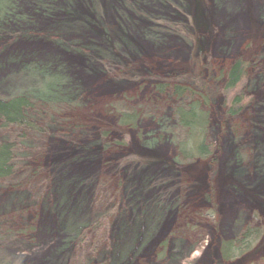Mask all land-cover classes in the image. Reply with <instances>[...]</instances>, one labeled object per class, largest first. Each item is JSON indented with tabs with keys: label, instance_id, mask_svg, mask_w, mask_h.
Listing matches in <instances>:
<instances>
[{
	"label": "rangeland",
	"instance_id": "obj_1",
	"mask_svg": "<svg viewBox=\"0 0 264 264\" xmlns=\"http://www.w3.org/2000/svg\"><path fill=\"white\" fill-rule=\"evenodd\" d=\"M196 7L0 0V98L30 97L46 129H0L17 164L0 180V264H264V0H203L201 36ZM243 52L244 76L210 105L214 162L178 169L174 107L187 96L159 95L154 78L197 71L214 88ZM235 95L241 111L227 114ZM65 96L72 108L56 104ZM131 111L136 124L118 126ZM103 129L123 145L104 148ZM245 226L263 244L223 260L220 241Z\"/></svg>",
	"mask_w": 264,
	"mask_h": 264
},
{
	"label": "trees",
	"instance_id": "obj_2",
	"mask_svg": "<svg viewBox=\"0 0 264 264\" xmlns=\"http://www.w3.org/2000/svg\"><path fill=\"white\" fill-rule=\"evenodd\" d=\"M202 1L197 0L196 16L193 21L197 33L201 32L200 30L203 28L200 15ZM197 35L201 36L202 33ZM112 48L115 49L114 47ZM250 62L251 60L244 55V52L241 53L233 60L227 70L214 76L213 82L215 81L216 83L214 88H210L207 82L201 80L197 75V71L174 75L166 73L164 74L165 77L156 75L157 77L154 78L156 81L155 89L159 95H168L179 100L187 96L186 100L179 101L174 107L175 119L185 132V139L177 144L180 160L176 165L178 169L180 168L183 171L191 170V174L196 176L202 174L205 170L200 161L214 162L206 142L210 105L217 102L218 95H225L227 91L239 84L251 64ZM185 79H189L192 85L186 86L180 83ZM238 96L235 95L231 103L226 104L227 114H237L241 111L243 99L241 100V96ZM67 97H62L56 104L59 102L64 103L65 107L63 106V109L72 108L73 102L71 103V100ZM239 98L241 102L238 105ZM57 108L58 110L61 109L60 104ZM35 110V101L26 95H17L7 99L0 98V129L19 128V130L28 131L33 135L44 133L46 129L40 124V121L30 115ZM137 118L138 114L135 111L119 113L118 126H134ZM53 119L55 120L56 118ZM73 125L74 127H79L77 124L73 123ZM110 133L109 130L105 129L101 131L102 146L104 148L111 145L118 148L121 147L123 145L122 141L116 138L112 139ZM20 134L22 135L23 133ZM15 150L16 144L13 141H0V180L11 177L16 172ZM33 171L31 172L32 174L37 172L36 169ZM28 174L24 178H27ZM261 235H263L261 228L245 226L236 237L221 240L220 254L222 259L226 261L237 259L252 250V248L261 246L263 241L260 244L258 243ZM121 258H123L121 261H127V257Z\"/></svg>",
	"mask_w": 264,
	"mask_h": 264
},
{
	"label": "bare ground",
	"instance_id": "obj_3",
	"mask_svg": "<svg viewBox=\"0 0 264 264\" xmlns=\"http://www.w3.org/2000/svg\"><path fill=\"white\" fill-rule=\"evenodd\" d=\"M18 199H19V198H18ZM1 205H3V204H1ZM4 206H5V205H3V206L1 207L3 210H5V209H6V208H3ZM1 208H0V209H1ZM85 217H88V215H87V216H85ZM147 227H148V226H147ZM121 246H122V245H121ZM121 246H120V247H121ZM117 252H118V250H117Z\"/></svg>",
	"mask_w": 264,
	"mask_h": 264
}]
</instances>
